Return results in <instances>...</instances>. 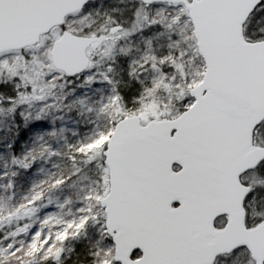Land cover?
Listing matches in <instances>:
<instances>
[{
	"label": "snow or ice",
	"instance_id": "snow-or-ice-1",
	"mask_svg": "<svg viewBox=\"0 0 264 264\" xmlns=\"http://www.w3.org/2000/svg\"><path fill=\"white\" fill-rule=\"evenodd\" d=\"M148 2L151 0H146V3ZM85 3L86 0H80L77 7L82 11ZM188 5L189 14L196 21V32L190 39L198 42L197 51L203 53V56L191 55L192 50L197 47L192 43L188 49L181 50L180 57L176 59L170 54L162 57H144V64L160 73V77L152 82L150 88H146V92L151 96L160 88L167 77L163 70L165 66L179 70L181 64L177 62L178 59L189 57L199 60L195 75L181 73L184 77L181 89L183 100L173 120L178 129L173 141L176 144L183 143V130L186 125L201 121L205 117L209 118V129H217L218 132L210 133L193 148L165 153V161H174L172 170L169 171L165 167L155 172L147 155L150 150L144 144L148 130L136 125V135L127 142H122L127 135L128 125L124 124L122 127L115 121L112 122L113 131L108 134L111 136V142L104 143L99 150L105 158V165L115 177L111 191L104 196L106 203L100 205L107 214L97 217L89 208L88 216L84 217L79 225L85 226L89 219L100 224L101 240L97 242L98 247L93 254L96 257L95 264H203L196 253V229L188 225L182 231H177L174 227L182 224L189 216L192 193L202 190L209 198L220 199L223 197L222 189L231 187L235 193H242L240 204L244 206L253 198L256 187L264 188V180L255 186L241 181V177L247 174L264 170V147L251 143L252 134L258 128L264 127V119L251 123L250 128L248 126V116L253 106L264 112V29H260L262 35L253 41L259 47L245 48L233 39L221 60L217 51L208 43L206 25L199 15L201 11L219 13L220 31L227 41L230 34L234 37L235 22L239 21L243 28L254 17L264 19V0H197L195 3L188 0ZM184 19L180 17L177 22L182 23ZM152 23L158 22L153 20ZM64 35L67 37V32ZM77 43L83 45L86 41ZM144 64L138 63V66L144 68ZM222 67L224 75L221 74ZM9 72L12 78L19 79L15 70L9 69ZM132 72H135V69H132ZM91 80V76L86 77V81ZM172 80L175 82L176 77L173 76ZM177 86L179 87V84ZM112 99L118 101L120 97L115 96ZM11 100L12 97H9L10 102ZM141 118L133 116L134 125ZM125 119L126 117H122V123ZM102 135L103 133L97 134ZM76 152L82 154L83 146L78 147ZM21 163L27 170L29 165L23 161ZM156 181L164 183L174 191L151 209H145L143 201L146 197L142 194L143 187ZM55 183L63 184L64 181L57 180ZM97 198L99 199V196ZM124 208L130 209L139 219L134 222L122 215ZM244 214L246 217V208ZM204 228L213 236L221 235L214 228H209L207 222ZM233 228L241 232L243 238L227 252H217L216 256L227 257L246 252L249 257L248 264H264V255H256L255 245L257 236L264 234V215L251 225L247 221L238 225L229 222L223 231L227 232ZM130 233L131 250L127 259L122 260L120 245ZM40 237H43V244L38 246L36 240ZM57 238L63 240L67 238V234L59 233ZM49 239L50 237L44 236L42 231H36L26 248H17L13 243L0 247V264H4V261L13 264V261L20 259L18 253L25 257L39 255L44 261H48L50 256L55 259L60 249L56 248L53 252L55 242L50 245ZM105 240L109 242V246L100 247Z\"/></svg>",
	"mask_w": 264,
	"mask_h": 264
},
{
	"label": "rangeland",
	"instance_id": "rangeland-1",
	"mask_svg": "<svg viewBox=\"0 0 264 264\" xmlns=\"http://www.w3.org/2000/svg\"><path fill=\"white\" fill-rule=\"evenodd\" d=\"M177 5L181 7L177 8ZM180 17L185 18L182 23L177 22ZM153 20L158 23L153 24ZM64 21L63 25L43 35L36 45L0 54V128L4 127V112L14 108L17 103H22L25 105V115L36 120H47L56 140H68V133L75 135L77 132L76 120L70 116L69 109L66 110V93H71V85L83 87V90L93 85L98 90L107 86L105 102L111 106L110 111L114 119L134 114L146 122L151 118L175 116L183 100L181 89L184 77L181 73L195 75L199 60L189 57L178 59L177 62L181 64L179 70L165 66L163 70L167 77L160 88L149 96L146 88L152 86V82L160 77V73L144 64V57H162L170 54L176 59L180 57L181 50L188 49L189 44L195 43V40L190 39L193 37L192 26L183 5L167 2L144 4L135 0H90L82 11L68 16ZM62 29L77 35L99 36L98 43L87 49L91 65L81 75L64 77L51 63L52 41L60 36ZM260 29H264V19L257 16L247 23L244 31L249 40H254L262 35ZM191 55L199 56L197 47L192 50ZM137 62L144 64V68H140ZM9 69L15 70L19 79L12 78ZM132 69H135V72H132ZM88 76L92 77L90 82L86 81ZM173 76L176 77L175 82L172 80ZM115 96L120 99L114 101L112 98ZM9 97H12L11 102ZM256 132V143L264 144V127L258 128ZM106 136H92L95 140L84 145L83 154L76 160L79 164L76 163L75 171L89 166L86 176L88 185L82 194L87 199L86 205L89 204L87 210L90 208L92 214L97 217L103 216L104 212L100 204L96 205L95 202H98V196L100 198L106 194L108 188V171L99 151L106 141ZM75 140L78 141L76 138ZM245 180L254 186L258 185L259 181L264 180V170L250 173ZM247 207L248 223H256L260 216L264 215V188L256 187ZM27 210H30V207L16 211L17 213L3 218L2 221L9 229L13 227L17 235L21 232L22 239L29 231L30 223H22L19 217ZM86 216L88 215L84 217ZM83 218L60 227H45L43 235L50 237V245L53 241L56 243L60 240L59 245L52 248L53 252L56 248L60 251L55 259L50 256L48 264H58L59 260L61 264H71V261L75 264L79 261L80 264H95L96 257L93 254L97 248L92 245L89 247L88 243L90 238H93L91 236L100 237V224L89 219L85 226L79 227ZM82 228L84 236L80 233ZM59 233H66L67 238L58 239ZM2 237L1 232L0 239ZM106 242L105 240L102 243ZM36 243L38 246L42 245L43 237L37 238ZM26 247L24 244L23 248ZM30 259L31 257L24 256V261L19 264H29ZM248 259L247 253L242 252L227 257L220 256L215 264H248Z\"/></svg>",
	"mask_w": 264,
	"mask_h": 264
},
{
	"label": "water",
	"instance_id": "water-1",
	"mask_svg": "<svg viewBox=\"0 0 264 264\" xmlns=\"http://www.w3.org/2000/svg\"><path fill=\"white\" fill-rule=\"evenodd\" d=\"M146 3V0H136ZM89 2L86 0L84 6ZM154 2L160 3H180L184 5L187 15L193 27V36L196 32V21L193 16L189 14L188 0H151L146 4ZM197 0H193V3ZM80 0H0V53L7 50H15L25 48L36 44L42 34H46L51 28L62 25L65 17L69 14L78 13L81 9L77 7ZM200 17L206 25V35L208 43L213 47L218 55L223 60V57L228 50L229 45L233 39L239 41V44L245 48H257L259 45L249 41L243 34V28L239 21L234 24V37L230 34L226 41L222 32L220 31V14L217 12L201 11ZM67 32L68 36L65 37L64 33ZM97 40L96 35H77L69 30H63L61 35L53 40L50 48L51 63L55 69L61 70L65 75L69 72H76L81 74L89 66V58L86 49L90 47ZM77 41H86L83 45ZM197 49L199 44L196 41ZM202 57L203 53L198 52ZM82 70V71H81ZM249 75L251 74V67L248 68ZM221 74L224 75L222 67ZM76 75H68L76 76ZM140 117L139 115H127L122 123V118L118 119L116 123L123 127L124 124L128 125L127 135L123 138L122 142L136 135V125L140 128H146L149 134L144 137V144L150 150L148 158L152 161L154 171L159 172L165 167L169 171L172 170L173 160L164 159L165 153L178 152L186 149L193 148L197 143L204 140L210 133L216 134L217 129H209L208 117L203 120L186 125L183 130L184 141L181 144H176L173 141L174 135L178 129L173 123L175 117H160L149 119L146 123H141V119L135 122L132 117ZM264 119V112L259 108L253 106L248 120L250 124L256 120ZM170 129V131H169ZM113 131V129H112ZM111 131V132H112ZM254 134V133H253ZM253 134L251 136V143L254 146L264 147L263 145H256L253 143ZM227 139V137H225ZM106 142H111V136L106 137ZM105 163V158L103 156ZM108 171V190L110 192L112 185L115 182L113 172L109 167ZM125 190L127 186L125 185ZM174 191L173 188L165 185L162 182L156 181L144 185L142 194L146 197L143 201L145 209H151L159 202L163 201L167 195ZM223 197L220 199L209 198L203 193L202 190H196L191 195V210L188 217L182 224L174 226L177 231H182L185 226H193L196 229L195 233V248L197 258L203 264L213 263V258L216 259L217 252H227L230 248L238 243L243 235L236 228L230 231H223L226 226L231 222L233 225L243 224L245 219V208L240 204L242 193H235L231 187L222 189ZM105 196V195H104ZM104 196L99 199V204H104ZM104 209V208H103ZM104 214L105 212L104 209ZM122 215H125L132 221H136L139 217L133 215L128 208L122 210ZM219 215H226V223L219 228L214 227V219ZM207 222L209 228H214L220 232V236H213L211 232L204 228ZM134 231V229H133ZM131 233L122 241L120 245L122 260L127 259L128 252L131 250ZM256 255H264V234L258 235L255 240Z\"/></svg>",
	"mask_w": 264,
	"mask_h": 264
},
{
	"label": "trees",
	"instance_id": "trees-1",
	"mask_svg": "<svg viewBox=\"0 0 264 264\" xmlns=\"http://www.w3.org/2000/svg\"><path fill=\"white\" fill-rule=\"evenodd\" d=\"M64 77L69 78L67 75ZM71 86V93H66V110L69 109L67 111L70 116L75 118L77 132L75 135L68 133V140H56L47 120H36L25 115V105L22 103H17L3 114L4 127L0 128V233L2 232L3 237L0 239V246L14 243L15 247L23 249L24 244L28 245L31 241L36 229L43 233L45 227L64 226L88 215L89 204L86 205L87 199L82 193L88 185L86 176L89 166L75 171L76 163L79 164L76 160L83 154L77 153L76 149L93 142L95 139L92 136L95 137L98 133H103V137L109 134L116 118L111 114L109 103L105 102L107 86L100 90L94 85L85 90L83 87ZM21 161L29 165L27 170ZM57 180H63L64 183L56 184ZM95 204L99 205L98 202ZM26 207H30V210L24 212L19 220L22 223L29 222L30 229L22 239L21 232L17 235L13 227L9 229L2 221ZM80 209L85 211L81 212ZM81 230L80 233L84 236L83 228ZM91 237L93 238H90L88 246L95 248L101 237ZM59 243L60 240L56 241L54 247ZM17 255L20 259L13 261V264L24 261L22 254ZM49 262L34 255L28 263ZM5 263L9 264L8 261H4ZM58 264H61L60 260Z\"/></svg>",
	"mask_w": 264,
	"mask_h": 264
},
{
	"label": "flooded vegetation",
	"instance_id": "flooded-vegetation-1",
	"mask_svg": "<svg viewBox=\"0 0 264 264\" xmlns=\"http://www.w3.org/2000/svg\"><path fill=\"white\" fill-rule=\"evenodd\" d=\"M247 26V23L244 25V29H245V27ZM98 38H99V36H98ZM256 131H255V133H254V136H253V143H255V144H258V143H256L257 141H256ZM247 175H249V174H247ZM246 175V176H247ZM246 176H244V177H241V181L243 182V183H249V184H252L250 181L248 182V181H246L245 180V177ZM248 203V202H247ZM245 208H246V210H247V216H246V219H247V222L249 221V219H248V211H249V208L247 207V204L245 205ZM226 217L225 216H218V218H215L213 221H214V226L216 227V228H219V226H222L225 222H226ZM249 224V223H248ZM109 246V242L107 241L106 243H102V244H100V247H108ZM95 248H97V247H95ZM218 259H219V257L215 260V263L218 261ZM213 264V263H212Z\"/></svg>",
	"mask_w": 264,
	"mask_h": 264
}]
</instances>
